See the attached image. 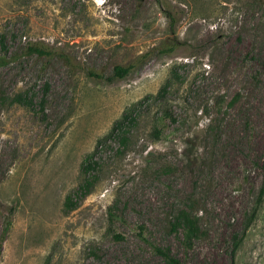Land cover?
Instances as JSON below:
<instances>
[{
  "label": "rangeland",
  "instance_id": "obj_1",
  "mask_svg": "<svg viewBox=\"0 0 264 264\" xmlns=\"http://www.w3.org/2000/svg\"><path fill=\"white\" fill-rule=\"evenodd\" d=\"M0 58V264H264V0H0Z\"/></svg>",
  "mask_w": 264,
  "mask_h": 264
},
{
  "label": "trees",
  "instance_id": "obj_2",
  "mask_svg": "<svg viewBox=\"0 0 264 264\" xmlns=\"http://www.w3.org/2000/svg\"><path fill=\"white\" fill-rule=\"evenodd\" d=\"M5 42H6L5 36H2L1 37V43L3 44V49L5 51H7ZM28 50L31 54H38L40 56L45 55L47 53L44 48H42L36 44L30 45L28 47ZM1 64H3V62H2V59L0 58V65ZM130 70H131V66L125 67V66H121V65H116L114 68L113 74L111 76H108L107 78L110 81H113V80L118 79V78H123L130 72ZM99 77L102 78L104 76L99 75ZM124 120H125V117L121 118L120 120H118L116 122V125L118 126V125L122 124ZM89 165L90 164L88 162V164L85 166V168H88ZM263 200H264V185L260 189L259 196H258L259 206L262 204ZM66 205H67V207L69 206L70 208L75 207V204L74 203L72 204V199L70 197L67 198ZM184 225L187 228V237L188 238H191L196 233V231L198 230L196 222H194L192 220L188 219L186 224L184 222ZM8 228H9V224H7V229ZM155 251L157 254H159L161 257H163L169 264H183L180 261V259L172 253V250L170 247L156 246Z\"/></svg>",
  "mask_w": 264,
  "mask_h": 264
}]
</instances>
